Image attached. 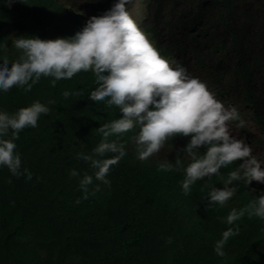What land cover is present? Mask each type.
Masks as SVG:
<instances>
[{
  "label": "trees",
  "instance_id": "obj_1",
  "mask_svg": "<svg viewBox=\"0 0 264 264\" xmlns=\"http://www.w3.org/2000/svg\"><path fill=\"white\" fill-rule=\"evenodd\" d=\"M147 1L165 54L195 74L192 60L197 76L203 73L217 93L247 108L264 136V0ZM83 17L59 0H0V63L20 55L13 37H69L83 28ZM52 79L41 77L28 92L0 90V112L12 114L34 101L49 108L37 127L25 128L14 141L21 172L28 169L31 180L0 166V264H264V219L245 212L225 222L233 208H245L259 194L233 181L237 191L224 206L208 205L209 187L223 188L233 167L198 180L184 194V167L162 171L158 165H175L178 156L186 167L190 156L183 148L191 136L173 137L181 148L171 158L140 160L135 128L109 137L125 145L126 155L111 166L110 186L104 185L77 154H92L103 138L97 128L122 113L89 99L96 87L91 70L54 87ZM76 92L82 95L71 94ZM4 138L11 139V130ZM73 169L79 176L70 175ZM85 173L93 175L89 188L101 189L86 200L79 187ZM229 228L238 232L218 256L215 243Z\"/></svg>",
  "mask_w": 264,
  "mask_h": 264
},
{
  "label": "clouds",
  "instance_id": "obj_2",
  "mask_svg": "<svg viewBox=\"0 0 264 264\" xmlns=\"http://www.w3.org/2000/svg\"><path fill=\"white\" fill-rule=\"evenodd\" d=\"M7 2L11 4L12 0ZM140 2L88 0L87 13L72 10L83 15L80 21L85 22L83 28L72 36L55 39L13 37L12 44L20 55L11 63L7 57L0 63V90L7 92L19 86L28 92L41 77L53 78L51 83L54 87L58 80L71 79L81 70H91L96 87L90 92L89 99L106 101L108 106L115 105L122 113L120 118L97 128L103 138L92 154H77L78 159L88 162L95 170V180L110 186L106 177L111 166L117 165L126 155L125 145L109 141L111 136L138 128L133 139L140 160L159 152L175 135L191 136L183 148L190 156V163L185 167L177 156L175 165L165 161L158 165V169L171 171L174 167H184L182 189L184 194H188L198 180L219 175L221 168L230 165L233 169L228 173L224 187H209L208 205L224 206L237 191V186L230 185L239 181L259 196L239 211L233 208L225 222L232 224L245 212L249 217L264 219V168L252 155L249 144L245 143L246 137L252 134L242 130L240 136L243 139H236L228 128L230 121L236 122L239 128L244 127L241 118L244 109L233 104L229 110L227 106L232 98L220 95L207 77L192 74L177 57L165 54L152 28V8L146 4V8L141 9ZM140 12H143L141 18L138 17ZM142 18L149 20L148 23ZM71 94L82 95L80 92ZM69 95L68 91L63 92L65 98ZM48 112L49 108L39 101L12 114L0 112V166H5L13 176L23 174L31 180L32 173L28 169L21 172V159L15 151L14 141L25 128L37 127L41 115ZM10 130L11 139H5ZM202 145L206 151L200 153L197 149ZM106 153L114 155L107 158ZM70 175L77 177L79 173L73 169ZM92 184L93 175L85 173L80 178L81 199L95 196L101 190L99 184L90 189ZM76 203H80V199ZM237 232L238 229L234 232L229 228L222 233L214 247L218 256L225 255L224 245ZM167 242H171V237Z\"/></svg>",
  "mask_w": 264,
  "mask_h": 264
},
{
  "label": "rangeland",
  "instance_id": "obj_3",
  "mask_svg": "<svg viewBox=\"0 0 264 264\" xmlns=\"http://www.w3.org/2000/svg\"><path fill=\"white\" fill-rule=\"evenodd\" d=\"M67 6L71 7V9L73 11L76 12H88V5H86V3L88 2V0H62ZM139 1V0H137ZM137 4V3H135ZM146 4H147V0H141L140 2V6L141 9L146 8ZM143 15V12H140L138 14V17L141 18ZM173 15V14H171ZM173 17H176V15H174ZM145 18H142V21H146L148 23L149 20H144ZM192 66V71L197 74L195 72V70H193L194 66L192 65V60L189 63ZM200 77H203V73L199 72ZM233 104H237V102L235 100H232L227 108L230 110L233 106ZM239 105V106H238ZM238 105H236L239 109L242 110V105H240L238 103ZM243 112L241 113V118L244 121V127L243 128H239L237 127V123L234 121H230L228 124V128H229V132L230 134L236 138V139H243L242 136H240L241 131L245 130L247 132H249L250 134H252V136H247L245 143L249 144V146L252 149V155L258 159V161L261 164V167L264 168V136L260 133L259 128L257 127L253 117H251L250 115H248L249 110L247 108H244V110H242ZM139 131V129H138ZM181 148V143L178 139L176 138H171L169 141H167L165 143V145L160 149L159 152L153 154L152 156L149 157V159H155V158H159V159H167V158H171L172 156H175L176 153L179 152V149ZM189 156V154L187 153V157Z\"/></svg>",
  "mask_w": 264,
  "mask_h": 264
}]
</instances>
